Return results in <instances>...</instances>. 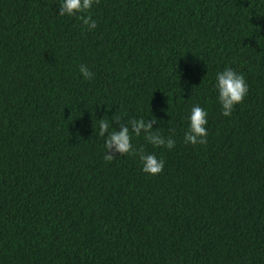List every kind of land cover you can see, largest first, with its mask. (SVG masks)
<instances>
[{
  "label": "trees",
  "instance_id": "trees-1",
  "mask_svg": "<svg viewBox=\"0 0 264 264\" xmlns=\"http://www.w3.org/2000/svg\"><path fill=\"white\" fill-rule=\"evenodd\" d=\"M58 4L0 0V264H264V0H96L91 32ZM225 67L248 85L228 117ZM149 111L175 146L131 142L162 171L105 160L96 120Z\"/></svg>",
  "mask_w": 264,
  "mask_h": 264
},
{
  "label": "clouds",
  "instance_id": "clouds-1",
  "mask_svg": "<svg viewBox=\"0 0 264 264\" xmlns=\"http://www.w3.org/2000/svg\"><path fill=\"white\" fill-rule=\"evenodd\" d=\"M96 3V0H59V16H76L81 21L82 28L91 32L97 27L96 20L91 18L89 9ZM79 73L85 80H91L95 75L84 64L78 66ZM175 74L178 76L177 68ZM213 89L216 93V102L220 108V114L228 117L235 105L239 104L248 92V85L242 73L225 67L215 74ZM207 110L199 104H193L188 109L186 116V128L183 134V142L191 145H203L207 137ZM148 119L143 116L131 118L126 123H121L119 119L112 120L118 127H112L109 120L102 118L97 121V135L103 138L104 159L113 160L122 154L136 155L138 157L141 171L146 175L159 174L164 167V160L157 158L154 153H146L143 147L134 149L132 145L133 136H141L154 147L172 149L175 141L171 136L165 137L157 127L153 130V125L159 124L153 115L148 113ZM111 128V130H110Z\"/></svg>",
  "mask_w": 264,
  "mask_h": 264
}]
</instances>
